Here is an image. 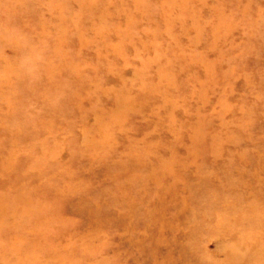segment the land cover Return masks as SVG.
<instances>
[{
    "label": "rangeland",
    "instance_id": "obj_1",
    "mask_svg": "<svg viewBox=\"0 0 264 264\" xmlns=\"http://www.w3.org/2000/svg\"><path fill=\"white\" fill-rule=\"evenodd\" d=\"M0 264H264V0H0Z\"/></svg>",
    "mask_w": 264,
    "mask_h": 264
},
{
    "label": "bare ground",
    "instance_id": "obj_2",
    "mask_svg": "<svg viewBox=\"0 0 264 264\" xmlns=\"http://www.w3.org/2000/svg\"><path fill=\"white\" fill-rule=\"evenodd\" d=\"M59 71H60V70H59ZM52 73H53V72H52ZM54 74H55V73H54ZM54 74H53V75H54ZM47 75H48V74H47ZM54 76H55V75H54ZM11 110H12V109H11ZM11 110H10V111H11ZM12 112H13V111H12ZM12 115H13V114H12Z\"/></svg>",
    "mask_w": 264,
    "mask_h": 264
}]
</instances>
